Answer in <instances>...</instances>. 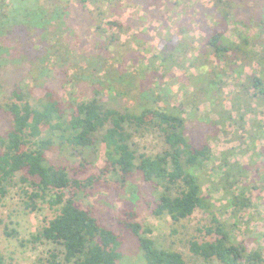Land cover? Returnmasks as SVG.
Returning a JSON list of instances; mask_svg holds the SVG:
<instances>
[{
    "label": "trees",
    "instance_id": "16d2710c",
    "mask_svg": "<svg viewBox=\"0 0 264 264\" xmlns=\"http://www.w3.org/2000/svg\"><path fill=\"white\" fill-rule=\"evenodd\" d=\"M87 1L60 0L65 10L82 11L87 10ZM217 7L220 18L213 14L217 25L203 41L198 62L205 66L204 62L210 61L212 69L202 68L199 75H193L191 101L187 105L159 108L152 102L124 110L107 108L101 90L95 89L88 97L75 93L68 87L71 79H66L67 84L60 89L47 86L38 100L32 89L18 86L9 99L0 103V203L17 179L28 211H38L43 203L58 210L33 240L62 246L66 263H120L124 236L104 224L89 200L102 197L105 191L108 200L139 181L140 189L141 184L152 188L148 192L153 191V198L145 204L155 217L168 215L180 222L197 210L212 215L215 226L207 228L206 233L213 240L194 239L189 243L195 256L206 262L217 259L224 264H264L261 249L250 251L244 244L234 243L235 225L222 223L213 213L199 174L213 160L211 140L220 134L233 135L239 145L247 139L255 143L260 138L264 140V46L256 47L251 34L239 29H235L236 38H232L228 32L234 14L220 2ZM100 29L97 26L99 32ZM163 54L160 59L173 61L171 55L161 57ZM196 64L191 65L193 69ZM227 86L231 88L225 90ZM201 104H207L208 111L199 115L196 112ZM189 105L192 108L187 117L185 106ZM190 120L195 125L189 129ZM128 128L159 129L169 149L155 156H138L131 149ZM100 144L105 153L101 167L87 160L73 163L87 151L97 152ZM234 149L231 146L223 153V163L228 167L225 180L233 184L237 181L235 174L243 178L250 170L239 163L235 168L229 161L228 155ZM262 152L264 155V148ZM90 169L95 171L90 173ZM246 192L242 188L231 195L234 213L251 205ZM118 212L116 223L138 238L146 264H187L180 252L155 246L153 231L139 222L135 210L123 206ZM56 260L53 254L52 264H57Z\"/></svg>",
    "mask_w": 264,
    "mask_h": 264
},
{
    "label": "rangeland",
    "instance_id": "374dc122",
    "mask_svg": "<svg viewBox=\"0 0 264 264\" xmlns=\"http://www.w3.org/2000/svg\"><path fill=\"white\" fill-rule=\"evenodd\" d=\"M217 1L234 14L229 35L236 38L235 29L249 32L261 49L264 0H88L86 11L65 10L60 0H0V103L9 99L18 86L32 89L34 99L38 100L47 86L60 89L71 79L68 87L75 93L88 97L95 89L101 90L107 108L124 110L152 102L159 108L187 105L191 101L193 75H199L202 68L212 69L210 61L204 62L205 66L198 62L203 41L217 25L213 14L220 18ZM97 26H101L102 33ZM162 52L161 57L168 54L173 61L160 59ZM193 63H197L196 69L192 68ZM63 72H67L65 77ZM225 107L230 108L227 102ZM185 108L188 117L192 105ZM198 108L199 115L208 111L207 104ZM194 125L193 120L188 122L189 129ZM128 130L132 135L131 149L138 156H155L169 149L157 128ZM211 145L213 160L199 174L213 213L222 223L235 225V244L264 253V140L260 138L255 143L247 139L239 145L233 135L220 134L211 140ZM231 146L235 149L228 155L229 161L235 168L239 163L250 169L243 178L235 174L234 184L224 176L228 167L223 163V153ZM96 150L87 151L73 163L87 160L101 167L105 162L104 146L100 144ZM138 183H131L124 193L122 189L108 200L106 191L102 197L89 200L104 224L124 236L119 264H146L138 238L121 230L114 219L123 206L135 210L139 222L153 231L151 238L157 248L180 252L187 264H224L217 259L206 262L189 249L194 239L213 240L206 233L207 228L215 226L210 213L197 210L180 222L168 215L155 217L145 204L153 198V191L148 192L152 188L141 184L140 189ZM242 188L246 189L245 196L251 205L234 213L231 195ZM57 214L58 210L45 203L38 211H28L21 184L17 179L11 183L8 195L0 203V264H52L53 254L57 264H68L62 246L33 240Z\"/></svg>",
    "mask_w": 264,
    "mask_h": 264
}]
</instances>
